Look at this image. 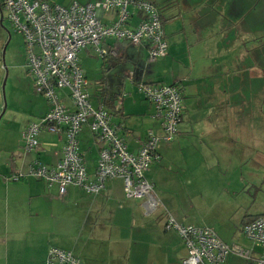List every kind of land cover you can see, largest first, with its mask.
Instances as JSON below:
<instances>
[{"label": "crops", "instance_id": "1", "mask_svg": "<svg viewBox=\"0 0 264 264\" xmlns=\"http://www.w3.org/2000/svg\"><path fill=\"white\" fill-rule=\"evenodd\" d=\"M151 1L159 10L167 41L166 54L156 59L160 60L157 65L163 66L162 72L144 79V73L136 77L135 73L122 69L116 75V85L123 87L129 80L135 88L137 82H159L176 83L180 89L182 113L178 132L172 142L160 144V161L153 162L146 172L149 180L151 179L148 175L154 179L151 181L160 200V208L146 214L143 200L124 196L122 180L119 178L108 180L100 193L92 195L91 199L87 200L83 198V194L87 196L88 194L76 186L68 185L65 195L60 197L55 184L48 186L42 179L29 175L23 177L26 178L23 185L30 197L29 203H32L34 198L39 201L33 205L34 212L29 214L37 220L42 219L41 208L45 202L44 197L48 194L63 201L68 197L69 188L79 192L78 195L73 194L70 199L86 204L84 208L87 209L89 229L85 237L87 242L80 244L81 250L78 254L72 251L77 249V244H68L66 248L55 244L50 246L73 252L83 264H183L182 259L187 253L186 247L176 230L165 226L166 214L170 213L180 223H192H187V216L184 213L179 215L173 207L170 208L165 194L157 192L156 186L160 185L162 177L168 171L174 175L190 166L194 169L196 165L203 168L210 161L220 163L223 160L226 161L223 172L225 174L220 179V193H226L229 201L232 197L238 198L245 190L241 185L237 186V178L232 181V178L227 176V171L232 165L228 153L237 151L240 156L244 152H252L253 142L259 140V134L252 126L256 125L253 119L264 108V42L261 53L258 44L259 38L264 41V32L259 34L262 31L260 27L264 26V0ZM259 8L262 12L260 15ZM130 12L126 24L128 27L135 26L140 19L135 11L130 9ZM99 15L103 23H109L115 19L116 12L102 11ZM129 45L131 44L123 40L106 38L99 45L107 51L106 54H99L94 48H84L79 50L77 56L82 50H87L100 56L102 65L111 60L126 62L129 59L127 56ZM135 47L137 57L141 55L147 57L146 46ZM260 56L263 59L261 62L258 61ZM102 78L103 76L98 81V89L102 96L100 103L110 111L111 122L118 127V134L125 141L127 149L136 152L146 137L147 129H157V121L151 117L153 109L143 97L144 101H147L146 105L138 111L139 117H133L132 113L124 110L125 92L120 90L112 92L106 80H101ZM120 96L121 106L119 110H115V104ZM42 98L45 107L39 116L48 108L47 101ZM106 101L108 104H105ZM65 103L70 104L67 97ZM133 118L137 120L135 124ZM83 128L87 129L89 136L84 134L82 129L79 140L82 136L87 137L86 141H92L88 128L86 126ZM261 136L263 142L264 131ZM39 141V149L24 152L22 155H18L22 152V145L17 144L16 157L9 159L10 172H26L29 164L36 160L49 166L56 164L61 157L62 137L42 132ZM81 151L85 156L83 150ZM97 151L96 147L95 163ZM86 163L90 171L93 170L95 164H89L87 161ZM9 176L4 175L6 181H9L6 179ZM243 179L241 177L242 182ZM173 183L177 184L174 186H178L176 191H179V180L174 177ZM52 193L54 195H51ZM249 204L244 207L242 202L229 210L232 212L230 216H236L234 229L238 224L242 225L244 215L264 213V211L249 213ZM153 216L155 217L152 221L146 219ZM213 227L222 239L230 237L229 232L223 233L218 226ZM50 246L44 247L46 249L39 260L40 264H45ZM246 246H249V243L244 245ZM6 256L8 260L13 253ZM252 262L254 264V260Z\"/></svg>", "mask_w": 264, "mask_h": 264}, {"label": "built area", "instance_id": "2", "mask_svg": "<svg viewBox=\"0 0 264 264\" xmlns=\"http://www.w3.org/2000/svg\"><path fill=\"white\" fill-rule=\"evenodd\" d=\"M5 18L15 31L22 34L25 44L26 67L33 81L34 91L45 98L48 108L37 120L29 122L22 131V152L40 148L42 132L62 137L61 157L49 166L36 160L26 172H14L7 180H19L25 175L42 179L48 186L55 184L63 197L68 185L80 188L85 194L97 195L108 180H122L126 198L143 200L149 214L160 205L154 184L146 177L153 161L160 159L158 147L171 142L178 132L182 113V96L176 83L137 82L136 90L144 95L157 121V129L148 128L146 137L136 152L127 149L111 122V113L103 104L93 106L87 90V78L78 60V52L94 48L99 54L107 51L99 47L106 38L123 40L134 46H146L147 60L154 62L164 56L167 41L158 8L151 0H76L62 5L47 0H0ZM130 9L139 22L128 27ZM115 10V19L103 23L100 12ZM3 20L1 13L0 25ZM111 53H114L111 51ZM63 93H66L65 95ZM68 98L70 104L65 103ZM120 96L115 104L118 110ZM86 126L96 145L98 156L90 171L80 150L79 134ZM165 226L176 230L187 253L183 264H224L231 254L264 264V213L242 225L245 238L251 243L242 246L225 243L214 229L205 225L183 224L170 213ZM45 264H83L69 250L50 246Z\"/></svg>", "mask_w": 264, "mask_h": 264}, {"label": "rangeland", "instance_id": "3", "mask_svg": "<svg viewBox=\"0 0 264 264\" xmlns=\"http://www.w3.org/2000/svg\"><path fill=\"white\" fill-rule=\"evenodd\" d=\"M47 1L68 5L73 0ZM76 1L86 3L90 0ZM258 12L259 15L262 13L261 8ZM1 13L3 20L0 25V264H40L39 260L44 250L51 244L62 245L65 248L68 244H77V249L72 251L78 254L81 250L80 244L87 242L85 239L89 231L87 209L84 208L86 204L70 199L73 194L78 195L79 192L69 188L68 197L63 201L49 194L44 197L46 203L44 202L41 208L42 219L37 220L29 214L34 212L33 205L39 201L34 198V201L29 203L30 197L23 185L26 178L5 180L4 175L12 174L9 159L16 157L17 144L22 145L21 133L24 127L31 120H37L40 117L39 115L44 111L45 101L34 91L32 78L27 71L23 36L15 31L5 18L2 9H0V17ZM260 30L262 31L259 34H263L264 26H261ZM263 42L262 38H259L260 53ZM128 47L129 59L126 62L111 60L102 65L100 56L87 50H82L78 57L87 76V90L93 106H97L100 99L102 100L98 81L103 76L101 80H106L112 92L117 90L125 92L124 110L132 113L133 117H139L138 111L147 102L143 99L144 95L135 90L136 88L129 80L123 87L116 85V75L124 69L126 72L135 73L136 77L144 73V79H147L152 74H160L163 66L157 65L160 60L149 62L143 55L137 57L136 47L132 45ZM258 61H263L261 56L258 57ZM133 120L135 124L136 118ZM253 122L256 125L252 127L259 134V140L253 142L252 152H244L240 156L237 151L228 153L232 165L227 171V176L231 177L232 181L237 178V186L241 185L245 190L238 198L232 197L229 201L226 193H220V179L225 174L223 172H225L224 163L226 162L221 159L220 163L210 161L203 168L196 165L194 169L190 166L179 174L173 175L171 171H168L162 177L160 185L156 186L157 192L165 194L170 208L173 207L179 215L184 213L187 216V223L210 226L213 229L215 225L223 233L229 232V238L220 237L229 245L251 244L241 230L242 225L238 224L234 229L236 216H230L232 212L229 210L243 202L244 207L250 203L249 213L264 211V141L261 142V134L264 131V108L259 111ZM83 133L89 136L86 128H83ZM86 138L81 136L80 148L86 154L85 160L94 165L96 146L91 140L86 141ZM87 148H90L89 151L86 150ZM148 177L154 181L150 175ZM174 177L179 180V191H176L178 186H174L177 185L173 183ZM241 177L244 178L243 182ZM91 196L83 194V198L87 200H90ZM162 199L164 201V197ZM154 217H146V219L152 221ZM9 253H13V256L7 260L6 255ZM225 262L226 264H253L252 259H244L233 254L228 256Z\"/></svg>", "mask_w": 264, "mask_h": 264}, {"label": "trees", "instance_id": "4", "mask_svg": "<svg viewBox=\"0 0 264 264\" xmlns=\"http://www.w3.org/2000/svg\"><path fill=\"white\" fill-rule=\"evenodd\" d=\"M151 83H158V82H151ZM105 104H108V101H106ZM109 104L111 105V103H109ZM118 110H119V109H118ZM174 138H175V137H174ZM172 141H173V140H172ZM172 141H171V142H172ZM169 143H170V142H169ZM139 146H140V145H139ZM159 146H160V145H159ZM158 151H159V147H158ZM97 156H98V155H97ZM96 158H97V157H96ZM160 158H161V155H160ZM158 161H160V159H159ZM153 162H156V161H153ZM153 162H152V163H153ZM152 163H151V164H152ZM151 164H150V165H151ZM149 167H150V166H149ZM148 169H149V168H148ZM147 171H148V170H147ZM147 171H146V172H147ZM146 177H147V176H146ZM152 183H153V182H152ZM153 184H154V183H153ZM88 195H89V194H88ZM258 215H260V214H258ZM258 215H244L243 218H242V225L245 224V223H247V222H249V221H251V220H253V219L256 218Z\"/></svg>", "mask_w": 264, "mask_h": 264}, {"label": "flooded vegetation", "instance_id": "5", "mask_svg": "<svg viewBox=\"0 0 264 264\" xmlns=\"http://www.w3.org/2000/svg\"><path fill=\"white\" fill-rule=\"evenodd\" d=\"M1 9V8H0Z\"/></svg>", "mask_w": 264, "mask_h": 264}]
</instances>
